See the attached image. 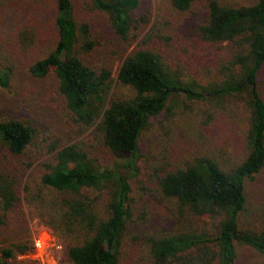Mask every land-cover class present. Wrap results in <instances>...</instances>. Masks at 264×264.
I'll return each mask as SVG.
<instances>
[{"label": "trees", "instance_id": "1", "mask_svg": "<svg viewBox=\"0 0 264 264\" xmlns=\"http://www.w3.org/2000/svg\"><path fill=\"white\" fill-rule=\"evenodd\" d=\"M5 1L0 0V88L10 86L18 67L2 40ZM35 1L30 0L33 5ZM55 1V43L28 66L26 74L54 80L71 125L82 132L95 127V140L120 162L107 169L80 142L61 146L54 135L45 172L33 187H24L27 204L63 243L65 264H243L241 247L264 256V205L249 208L247 192L264 168V98L259 90L264 0L206 1L204 18L194 21L189 34L214 56L213 76L205 83L187 73L186 64L192 60L186 55L177 62L172 53L156 46L161 39L165 45L173 43L165 34L166 22H155L121 58L138 38L133 31L142 22L136 17L141 0ZM76 1L103 16L113 33L109 38L113 46L99 49L93 26L75 15ZM196 1L168 0L180 13L190 11ZM28 28L16 31L23 48L39 42L35 29ZM116 60L120 66L115 82L125 92L109 96ZM232 102L242 104L248 113L244 154L233 158L218 149L173 162L175 131L184 127V136L211 137L212 130L230 124L226 112ZM176 116L185 117L186 124L178 126ZM153 128L158 132L151 145L147 139ZM36 133V126L27 121L0 119V229L15 212L24 214L12 168L24 169L20 167L26 166ZM145 174L155 186L151 193L171 204L170 224L143 232L146 235L139 239L138 228L132 229L130 181ZM3 242L0 264H13L17 255L29 256L34 250L31 242L7 238ZM129 243H137L140 252L127 261Z\"/></svg>", "mask_w": 264, "mask_h": 264}, {"label": "rangeland", "instance_id": "2", "mask_svg": "<svg viewBox=\"0 0 264 264\" xmlns=\"http://www.w3.org/2000/svg\"><path fill=\"white\" fill-rule=\"evenodd\" d=\"M206 1L197 0L190 11L180 13L171 8L168 0H141L136 17L142 22L139 23L138 31H133V37L138 33V38L132 41L121 58H124L137 46L138 42L145 38V34L149 32L155 22L159 21L163 24L166 22L168 30L165 34L172 36L173 43H166L165 45L161 39L158 40L156 46L172 53L177 62H180L179 56L186 55L187 60H192L191 64H186L189 67L187 73L193 74L199 83L209 81L214 72V56L210 54L211 50L208 47L197 45V42L189 36L190 33L192 34L191 27L194 21H201L205 16ZM226 1L236 4L252 2V0ZM35 2L37 4L33 5L30 0H7L2 13V40L7 48L6 52L12 51L14 53L18 67L10 86L0 88V119L16 118L27 121L36 126L38 133H36L37 138L26 154V166L20 167L24 169L19 171L17 167L12 168L18 179L19 195L22 199L24 214L15 212L4 230L0 229V247L3 246V241L6 238L12 239L14 242L23 240L33 244V253L29 256L17 255L16 259L12 261L13 264H65L63 243L53 235L50 228L44 225L27 204L24 187L27 184L28 187H33L45 172L44 164L52 158V154H49L48 151L51 143L55 140L54 135H58L61 139V146L80 142L107 169L111 170L120 162L116 163L114 157L95 140V127L82 132L76 126L71 125L72 122L64 111L62 101L56 91L54 80L49 77L44 80H37L26 74L28 66L42 58L46 51L54 45L57 35L55 25L56 1L36 0ZM75 13L78 20L87 21L93 26L100 42L99 49H107L113 46L109 40L113 33L102 15L91 11L83 1H76ZM24 25L29 27V31L35 29L39 36L37 45H28V47L23 48L17 43L16 31L18 27ZM98 52L100 53V50ZM90 57L95 59L94 55ZM119 66L120 60H116L112 70L113 84L109 96L125 92L115 82ZM259 90L264 98V68L259 76ZM228 108L229 111L226 113L230 117V124L212 130L211 137L201 140L191 138L190 134L184 136L182 133L185 131L184 127L175 131V143L173 145L176 152L172 155L173 162L183 163L195 155L210 154L218 149H221L222 154L227 151L233 158L237 154L241 155L242 152L244 154L248 113L240 103H229ZM175 119L178 120V126L186 124L183 121L185 117L176 116ZM42 131L49 134L47 138H43ZM157 132L156 128L149 131L148 144L154 145L150 142ZM140 149L145 154L142 144ZM150 170L145 168V172L149 173ZM149 179L145 174V176L134 177L130 181L134 200L132 229L138 228L135 235L139 239L143 232L167 229L170 224L168 209H170L171 204L151 193V189H154L155 186ZM247 192L249 208L254 210L253 207H256L257 203L264 205V168L248 184ZM104 208V204L101 203L100 209L103 210ZM137 241V243L140 242V240ZM36 243H38L37 246ZM137 243H129V250L127 248L125 252L127 261L133 260L139 254ZM240 250L239 255L243 264H264L262 254L245 247H241Z\"/></svg>", "mask_w": 264, "mask_h": 264}, {"label": "built area", "instance_id": "3", "mask_svg": "<svg viewBox=\"0 0 264 264\" xmlns=\"http://www.w3.org/2000/svg\"><path fill=\"white\" fill-rule=\"evenodd\" d=\"M38 245V243H36V246Z\"/></svg>", "mask_w": 264, "mask_h": 264}]
</instances>
